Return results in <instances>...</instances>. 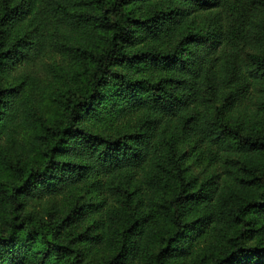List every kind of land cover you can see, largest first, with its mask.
Here are the masks:
<instances>
[{
	"label": "trees",
	"instance_id": "16d2710c",
	"mask_svg": "<svg viewBox=\"0 0 264 264\" xmlns=\"http://www.w3.org/2000/svg\"><path fill=\"white\" fill-rule=\"evenodd\" d=\"M0 264H264V0H0Z\"/></svg>",
	"mask_w": 264,
	"mask_h": 264
}]
</instances>
